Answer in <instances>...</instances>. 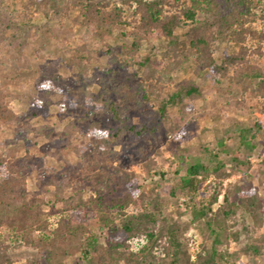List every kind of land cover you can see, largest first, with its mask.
Here are the masks:
<instances>
[{
	"label": "rangeland",
	"instance_id": "rangeland-1",
	"mask_svg": "<svg viewBox=\"0 0 264 264\" xmlns=\"http://www.w3.org/2000/svg\"><path fill=\"white\" fill-rule=\"evenodd\" d=\"M16 1L0 0V17L27 19L23 4ZM79 2L62 0L57 15L53 8L49 13L34 12L42 28L37 33L35 26L31 28L28 44L18 55L0 43V155L23 171L29 197L44 201V218L53 224L63 214L65 205L53 194L59 187L62 198L82 207L75 210L81 212L74 219H68L75 226L88 227L70 236L68 252L59 253L56 262L264 264V214L260 222L252 216L254 209L233 204L237 200L233 188L240 187L243 197L255 189L263 198L264 211V95L251 76L256 70L264 77V0H168L161 13L154 5L144 25L139 15L130 20L131 29L138 31V47L132 45V38L121 35L125 28L103 37L92 35L99 15L95 11L85 15ZM193 11L197 13L192 19L188 13ZM169 18L172 33L166 35ZM203 42L211 44L218 65L231 63V69L217 73L220 80L203 72L197 52L192 55ZM87 49L95 52L90 61H83L79 55ZM187 54L192 56L184 62ZM147 56L150 69L138 62ZM109 58L121 63L116 72L106 71ZM244 65L250 68L246 78L234 72ZM46 79L57 89L42 88ZM193 84L200 92L189 96L186 90ZM176 91L179 98L169 101ZM109 96L116 98L118 115L106 104ZM239 122L252 127L248 135L255 134L251 138L256 144L253 150L239 151L240 162L232 153L239 145ZM24 124L38 135L33 131L17 135ZM91 126H98L99 135L87 132ZM223 136L227 145L217 158H221L219 168L200 172L196 191L182 188L181 179L191 176L189 167L197 159L215 167L216 159L204 149L214 155ZM43 157L46 163L37 167L34 160ZM132 171L137 176L132 183L139 189L129 198L122 191L131 183ZM227 193L229 211L221 216L218 212ZM100 202L113 214L117 227L131 218L135 234L151 233L157 244L154 252L134 254L130 260V249H138L141 240L133 238L129 248L125 244L130 236L118 238L104 226L106 220L92 221L93 214L98 217L103 212ZM91 237L94 248L86 244ZM86 248L89 259L82 256ZM27 257L14 256L13 264H25Z\"/></svg>",
	"mask_w": 264,
	"mask_h": 264
},
{
	"label": "trees",
	"instance_id": "trees-1",
	"mask_svg": "<svg viewBox=\"0 0 264 264\" xmlns=\"http://www.w3.org/2000/svg\"><path fill=\"white\" fill-rule=\"evenodd\" d=\"M88 1V3H86ZM98 1H103V3H99ZM150 2H147V0H80L79 6L83 9L85 15H89V11L97 12L99 15L98 20H94V23L96 27L94 28V33L92 35L101 36L103 37V33H109L111 34L112 30L117 29V28H125V30L121 31V35L127 36L129 38H132V45L135 47H138L139 45V35L138 31L134 30L133 28L131 29L132 25L130 20L134 19L137 15L138 19H140L143 22V25L145 23L146 19V13L148 11L151 14L152 8L154 5H158L160 8L156 10V12L161 13L163 11L164 7L167 6L168 0L164 2H158L154 4V1L149 0ZM22 3L23 4V11L25 13L24 17H27L25 20H21L20 22H17L16 17H13V15H8V16H3L0 17V43L4 45L7 49L15 50V53H20L22 52L26 45L28 44V37H29V32L31 28L35 26V32L37 33L38 30H40L42 27L38 22V19L36 18V15L33 13L36 11H40L41 9L45 10L46 13H49V10L56 9V15L57 11L59 10V5L62 2V0H17V3ZM147 2V3H146ZM165 5V6H164ZM29 6V7H28ZM108 8L107 10L109 12H105L103 9ZM165 10V9H164ZM196 11H193L192 14L188 13L189 16L193 19L196 15ZM49 15V14H47ZM148 17V16H147ZM23 18V17H22ZM157 20L158 17H156ZM171 20L169 18L168 20L165 21V23L168 26V29L164 30V33L166 35H171L172 33V28L170 25H168V21ZM129 29V30H128ZM11 31L8 35L3 36L4 32ZM115 34V33H114ZM31 37V36H30ZM196 49L194 52L192 51V55H196V52L198 53V62H203V72H207L212 76V78L216 79L218 77L219 72H221L225 67L228 69L230 67L231 69V63L228 65L225 64H220L218 65L214 58L212 57L210 49L212 48L211 44H207V42L200 43L199 45H196ZM80 47H78L79 49ZM86 48L85 46H82L81 49L84 50ZM97 49V48H96ZM95 49H87L86 53H81L79 55L81 59L84 61H90L92 55L94 54ZM119 53H122V51H119ZM191 54H187L184 56V62L189 60L192 56ZM114 59V58H113ZM109 61L111 62V65L109 68H107V72H116L118 69H120L121 63L118 61L116 62L115 60H112L109 58ZM142 67H145L147 69H150V65L152 64L151 57L147 56L144 60L138 61ZM183 62V63H184ZM69 64V62H68ZM177 65H180L179 61ZM221 65L223 67H221ZM100 70H105L106 68H96ZM98 71V70H97ZM250 68L249 66H245L243 68H238L234 69L235 73H241V75H244L245 78L247 74L249 73ZM217 76V77H216ZM256 79L255 86L256 89L258 90L259 93L264 95V77L262 76L261 72H257L256 70L254 71V74L251 75ZM240 77V76H239ZM240 79H244V77H240ZM238 79V81H241ZM216 80H220V78H217ZM237 81V82H238ZM245 81V80H244ZM244 83V82H243ZM242 83V84H243ZM42 88H46L47 91H51L53 89H57V85L54 84L52 80L46 79V82H43L41 84ZM197 92H200L199 88L193 84V86L186 90V94L189 96H192L194 93L197 94ZM181 94L179 92H174L172 93L168 100L169 101H174L175 99L179 98ZM167 101L164 102V104ZM101 103V102H100ZM103 104V103H102ZM106 104H109V109L112 110V112L116 113L118 108H117V102L116 98L108 97L106 99ZM163 104V105H164ZM90 105V104H89ZM92 106V107H91ZM91 113L94 112L95 107L91 103L90 105ZM163 109V108H162ZM161 109V110H162ZM164 111V109H163ZM117 114V113H116ZM118 115V114H117ZM240 123V129L237 133V144H239L237 147V151L235 150L233 153V157L235 160L240 162V152L242 149H251L255 148L253 137L255 134H252L250 137L248 134L251 132L252 127H247L243 125L244 122H239ZM147 125L144 124L142 126V129H146ZM23 131L16 130L17 135H28L31 134V131H33L34 135L36 136L35 133L37 130H30L27 126V124H24L22 126ZM98 128V126H97ZM97 128H94V126L89 127L87 132L93 133L92 135H99L96 131ZM36 129V128H34ZM150 129L152 131L155 130V126H150ZM27 134H25V132ZM86 131V130H85ZM140 132V130H138ZM100 133V132H99ZM226 134V137H232V134L230 133H224ZM33 135V134H32ZM222 141H218V146L219 150L212 155V151H209L208 148L206 147L204 150L206 152H210L211 158H215L216 165L213 168H209L208 164L206 162H200L195 161L194 164L190 165V172L191 176L188 178H182L181 179V187L182 188H193L194 191L197 189V184L199 183V178L198 174L202 171L205 170H217L219 168L220 164V159H217L219 157V154L221 152H224V147L227 145L226 144V138L225 136L222 137ZM100 148H98L99 150ZM220 151V152H219ZM10 158H6L5 156L0 155V226L2 227V231L0 232V264H13L14 256H19V255H28L27 260L25 261V264H59V262H56V257H58L59 253L61 255H65L67 250L68 244L71 242L69 241V238L71 235L78 236V233L82 232L83 229L88 228L85 226H82L84 224L78 223L77 226L72 223V218L76 216V212H81L82 207L80 204H71L69 198H62L60 193H59V187L53 189V194H54V200L55 201H61L64 203L65 208L62 210L63 214L61 216L56 217L55 222L51 223L50 218H44L43 217V212H42V203L44 201L39 202V198H30L28 195V192L25 190V176L23 174V171L20 170L17 166L14 168V166L10 165L7 163ZM237 163V165H242L241 163ZM35 165L38 167L39 165H42V163H46V157H43L41 160L40 158H37L34 160ZM245 163H248L247 161ZM250 162L248 163V165ZM60 171H63V166L60 168ZM52 174H58L57 172H53ZM132 176L128 179L131 183H128V185L125 186L126 189H124V196L132 198L133 194L137 189H139L138 185L134 186V183L132 181L137 178L135 172H131ZM103 176V175H102ZM162 176V175H161ZM41 177V176H40ZM36 178V184L40 186V180L41 178ZM59 177V176H56ZM156 177V176H155ZM156 179V178H155ZM57 183L58 181L55 180ZM21 186V188H20ZM133 186V188H132ZM135 188V189H134ZM133 189V190H132ZM235 194H237V200L233 204L238 208L239 205L243 206L244 209H254V213H252L253 217L261 222L262 215L264 214V211L261 210L263 206V198L259 194L260 192L256 191L255 189H252L250 193H248L246 196H241L240 195V190H242L240 187L233 188ZM42 190V188H41ZM239 190V191H237ZM38 192V189H37ZM118 191L113 190V193H116L117 196L119 197V194L117 193ZM37 199V201H35ZM217 199V196H216ZM117 200H120V198H117ZM84 204V203H83ZM228 203V193L224 195V200H222V204L220 206V210L218 214L221 215L223 212H228L229 211V206L227 205ZM100 211H103L102 213L99 214L98 217L96 215H92L91 220L94 221L96 220L97 222L100 220H106V223L104 226H109V229L111 233H116V237L118 238H124L125 236H130L128 239L127 244L125 246H129L131 248L132 246V240L133 238H138L142 240V243L139 245L138 249H133V247L130 249L129 254H132L129 256L133 260V255L134 254H139V253H144L147 250H150L152 253L153 249H156V245L154 244L153 241V236L150 233L149 236L148 234H143V233H138L135 234L133 227L131 226L133 224V220L130 218L128 222H123L122 226L119 228L114 224V216L112 213H108L106 210L108 207L105 208L103 207L102 202H100L99 206ZM86 207H91L89 203L86 204ZM75 210H81V211H75ZM201 214L205 215L207 212L206 210L204 211L203 209L199 210ZM106 212V213H105ZM125 213V210L122 211ZM42 214V215H41ZM225 215V214H224ZM67 216H70L68 219ZM222 216V215H221ZM80 218V217H79ZM153 218V217H150ZM110 221V222H108ZM87 226V225H86ZM101 226V224H100ZM118 232H117V231ZM167 233L169 234H174L173 230H167ZM94 237H91L89 241L86 242L88 246H91V248L95 247L94 244ZM115 240L117 238H114ZM125 241V239H124ZM149 242H150V247H149ZM124 243V242H123ZM138 252V253H137ZM154 252V251H153ZM90 253L89 249H84L82 256L84 259H89L90 258ZM207 262V261H206ZM205 262V263H206Z\"/></svg>",
	"mask_w": 264,
	"mask_h": 264
},
{
	"label": "built area",
	"instance_id": "built-area-1",
	"mask_svg": "<svg viewBox=\"0 0 264 264\" xmlns=\"http://www.w3.org/2000/svg\"><path fill=\"white\" fill-rule=\"evenodd\" d=\"M135 239H138V238H135ZM139 240V239H138ZM141 242H142V240H141Z\"/></svg>",
	"mask_w": 264,
	"mask_h": 264
}]
</instances>
